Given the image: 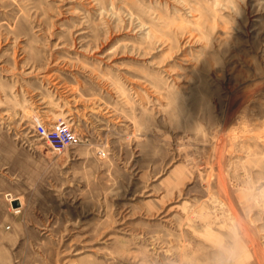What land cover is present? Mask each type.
<instances>
[{
  "label": "rangeland",
  "instance_id": "obj_1",
  "mask_svg": "<svg viewBox=\"0 0 264 264\" xmlns=\"http://www.w3.org/2000/svg\"><path fill=\"white\" fill-rule=\"evenodd\" d=\"M0 264H264V0H0Z\"/></svg>",
  "mask_w": 264,
  "mask_h": 264
},
{
  "label": "built area",
  "instance_id": "obj_2",
  "mask_svg": "<svg viewBox=\"0 0 264 264\" xmlns=\"http://www.w3.org/2000/svg\"><path fill=\"white\" fill-rule=\"evenodd\" d=\"M35 134L42 139L53 151L60 153L76 141V135L64 120L46 124L36 121Z\"/></svg>",
  "mask_w": 264,
  "mask_h": 264
},
{
  "label": "water",
  "instance_id": "obj_3",
  "mask_svg": "<svg viewBox=\"0 0 264 264\" xmlns=\"http://www.w3.org/2000/svg\"><path fill=\"white\" fill-rule=\"evenodd\" d=\"M16 206H18L17 200L13 201V203H12V207H16Z\"/></svg>",
  "mask_w": 264,
  "mask_h": 264
},
{
  "label": "bare ground",
  "instance_id": "obj_4",
  "mask_svg": "<svg viewBox=\"0 0 264 264\" xmlns=\"http://www.w3.org/2000/svg\"><path fill=\"white\" fill-rule=\"evenodd\" d=\"M11 200H13V198ZM15 200H17V202H18V206L22 205V202H20L18 199H15ZM18 206H16L15 208H18Z\"/></svg>",
  "mask_w": 264,
  "mask_h": 264
}]
</instances>
